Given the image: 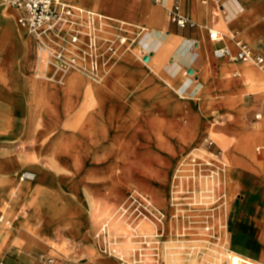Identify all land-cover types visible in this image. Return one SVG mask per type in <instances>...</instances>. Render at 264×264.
Segmentation results:
<instances>
[{
	"label": "rangeland",
	"instance_id": "1",
	"mask_svg": "<svg viewBox=\"0 0 264 264\" xmlns=\"http://www.w3.org/2000/svg\"><path fill=\"white\" fill-rule=\"evenodd\" d=\"M71 7L75 13V24L72 23L62 26L61 31H63L60 35H51L56 41H49L48 43L50 48L53 47L62 53L64 60L67 61L71 60L70 58H74L76 56L72 54L68 59H65L63 53L65 50L64 46L68 44V42H71L73 36L76 35L78 38L82 40L84 39V42H86V49L90 52V50H92L91 41L93 39H91V36L88 32L94 31L95 33V27L100 26L98 23L100 21H98L97 18H95L94 23L89 24L91 19L89 18L86 8L85 11H78L74 8V5H71ZM0 8H7V6L0 2ZM7 19L9 18L0 13V24H4ZM139 31L140 33L137 34L141 35L137 36L136 34L133 36L136 37V39H134V45L131 47H129L127 41V43L122 45L119 50L118 45L108 42V45H104V47L100 46L101 49L99 53H97V58H95V60L90 58L88 55L86 60L79 59L78 56L74 60H76L77 63L81 62L82 66H85V68L88 67V69L81 68L80 72L82 73V76L91 77L90 69H94L91 68L94 61L99 64V72L106 71V79L109 84L107 83L102 86L96 85L97 92L101 91L102 93L100 94V97L96 95L95 100L96 109L99 108V104L110 107V109H108L109 113L104 115L106 118L108 117L109 119H113L119 117V111L124 113L123 115H126L130 110L129 108L125 109L123 107L117 108V110L116 107L113 106L114 104L117 106L120 101V98L117 96V94H114L110 89L112 87L110 85L115 83V79L124 81L122 83L120 81L121 84H119L118 88L123 89L128 95L127 98L125 100H121V102L123 101L122 103L125 106L126 104L130 103L129 107L130 105H135L140 109L141 116L144 118L145 145L139 147V141L135 137L139 131L137 134V131L133 132V134L131 133L132 140L127 144L126 157H122L120 161L124 162L127 160L132 166H135L136 159H142L141 168H144V165L147 167L148 159L150 158L151 160L153 157L157 156V151L153 149V147L151 149V147L148 145L146 146L147 141L152 140L154 137L157 138L165 136L167 138V142L172 144L173 140L172 142L171 140L169 141L167 136H174L177 140V143L179 142L180 136L183 140L190 143V145L188 144L186 147L178 145L174 147V151H182L183 155L181 154L179 158H182L184 155L187 156V153H190V155L191 153L192 155L194 154L195 163L199 164L200 167L206 172L207 177H204L206 184L202 185L199 181H197V192L204 193L202 191L203 186H209L212 188L211 191L207 193L211 194L213 198L216 199L214 201V205L219 207L222 206L221 202L223 203V200H225V193L227 194L229 192V207L225 209L222 207L223 209L221 212L219 207L215 208L214 210L217 216L216 226L219 228V230L217 227L216 230L214 223L213 227H209L207 225L205 227V224L200 221L194 220L192 222H185L184 218H188V214L191 213L189 209V202L194 200L192 194L195 192L194 189L190 188L188 184L182 185L181 183V185H177L178 188L182 187L180 192H177L179 201L181 202V216L179 219H177L179 222H172L175 221V216L173 218H165L164 222L160 223L162 225V229L159 230V235H155L152 230L149 231L146 228L147 223H149L148 220L144 217V220L141 221L143 218L142 214L140 213L139 216H141L139 217L138 211L135 209L134 211L132 210L134 207L133 205L131 208H129V213L127 212L117 219L115 226L118 227V230L115 231L113 234L114 236L112 235L108 238V244H106V242H98L95 235V225L98 221L94 220L90 216V213H88V198L99 201L101 207L105 208V210L107 207L110 209L109 207L111 206H109V202L111 198H113L118 188L123 187H118L116 184L114 185V181L112 182V180L110 181L109 179L110 174L107 170V166H110L111 164H113V166L116 165V163L114 164L112 161V150H106L102 155L97 152V149H99L98 147L101 146L102 137L97 136L93 138L95 141H87L88 137L84 135L78 137L79 134H77V132L75 134V132L68 129L66 125L67 121L71 123V120L68 119V116L66 118L67 120L65 119V122L63 121L61 131L59 130L55 134L56 136L54 135L51 137L52 134L50 132H46L44 133V138L48 136L47 139L39 137L38 134V137L33 141L18 139L11 142L5 141L4 143H9V146L4 147V149H2L3 146L0 148L1 151L6 152V154L10 156L22 158V163L19 166L17 163H15V165L6 163V160L13 157H8L7 159L5 158L6 160L0 159V182H6V180L12 178L16 183L22 184L23 186H30L28 193L22 190L15 197L9 194L10 188H8V194L4 201V208L2 209V212H0V217L3 216L5 218L3 220L4 226L7 229H14L16 228L15 222L18 216L22 218L19 222L26 224L30 216L36 215L40 218V220H45V223L43 224L44 226L49 224L50 220H53L52 226L67 228L68 232L71 233L75 230L80 231V233L77 231L75 232V238L66 237L67 239H65V247H63V250L57 247V244L53 242L59 251H62L67 255L79 257L80 260L78 263L89 262L90 264H127L128 260H138V262H140L139 258L144 259V256H146L145 259L148 260L146 264H153L150 261L158 260V255L161 253L162 248L168 243L167 245L170 244V247H175L174 249L180 252V257L182 260L178 264H192V262L193 264H214L216 257L218 256V253L212 252V248H218L213 244V241L217 240L215 234H221V232L223 233V225L227 223L230 205L237 194H242L239 196L240 204L243 203L245 198L250 201H253L256 198L255 201L258 202V205H253L250 202L245 204V210L243 211L244 216L241 215L238 218L236 223L238 226H236V230L239 229L240 232L246 231V234L250 233V236H247L246 239L248 247H255V249L260 250V246L263 244L262 234L264 231V215H254V211H257L255 207H259L262 210L264 209V198L262 202L259 201L261 200L259 199L260 197H264V190L262 188H260V190L255 188L257 186V177L260 176V173L259 175L257 173H248V171L245 170L246 168L234 164L232 161V151L235 144L240 146L241 148L236 149L235 152L240 154L239 159L246 161L247 158L244 156H246L245 154L248 152L245 148L247 143L250 145H252V143L257 145L259 144L257 147L258 151H256V154L254 155L255 163L258 162V158H264V142L261 140L257 141V139H254V135L249 132V130L255 131L253 127V125L257 122L255 115H262L261 111L254 112L249 116L250 127L248 130L247 124L245 122V111L242 108L244 107L243 101L241 104L239 102L240 98L238 97L236 101H233V99H235L234 93H237V91L230 92L228 97L227 94L217 97H211L210 94H208V96L207 94L205 96L203 95V97L202 94H198L197 96L190 95V97L189 95H186L187 98L194 100H184L178 96L176 92L172 93L171 95L168 92V88L170 87L162 82L159 76L154 74L151 69H148L146 66H144V63H147L148 61L146 56H144V51L141 50V36L144 35V30ZM146 32L147 31H145V33ZM101 38L102 36H99L98 41H100ZM207 42L208 41H206V43ZM227 42L229 41L227 40ZM231 46V48H234L233 50L235 51L236 46L232 43ZM125 48L128 49L125 55V57L128 58L126 61L121 59V53L124 52ZM105 50L110 55L107 54ZM58 51H55V53H59ZM114 52L117 54L115 53L116 55H114ZM257 52L264 54V50ZM131 55L133 59L130 57ZM139 57H142L144 62H142ZM38 59L39 58L37 57V60ZM108 59L111 60L108 61ZM38 61L39 68H41L42 65L40 64V59ZM133 64L143 66L141 68H145L144 71H141L142 73L140 71L131 72L130 67ZM239 64L247 65L250 68L253 67L258 70L260 73L256 72V70L251 72L254 78L257 76H263L262 78H264V72L258 69L259 66L253 63L244 62H240ZM74 65H76V63H74ZM31 74L39 75L37 70H32ZM237 74L238 73L235 72L233 75L237 76ZM111 78L113 79V82ZM251 79V74H248L247 69L246 72H242L241 78L236 80L245 81L249 84L251 83ZM77 86L78 89L82 88L81 84ZM68 90V88L65 89V91ZM73 90H76V87H74ZM253 91L254 90H250L251 94L250 92L244 94L245 106L252 105L254 97V95H252ZM52 95L54 99L49 101V103H47L45 106L49 111L48 118L54 121V118L52 115L50 116V114H60L62 112L61 106L64 100L63 93L59 91L58 87L52 90ZM242 97L243 96H241V98ZM81 99L86 100V98H80V103L83 101ZM206 101L210 102L208 108L205 107ZM68 102L70 105L73 104V101ZM71 114L72 115L70 116L72 118L74 114ZM105 117H103V119L96 118L97 126H102V120H105ZM43 120L44 119H41L39 121V128L41 132H43L47 126ZM263 121L264 118L260 122ZM141 131L140 133H142ZM101 132L102 131H100V133ZM111 133L113 132L111 131ZM216 135H220V139H218ZM119 137L122 140L125 138V135L121 134ZM221 138H225L224 141H227L226 143L229 145L228 147L224 146ZM73 141H76L77 152L82 157V159L84 155H93L95 151L97 152L99 163L91 166L89 165L91 162H87V165L85 163L86 167L84 164H81L78 166V168L73 167L69 162L68 155L63 154L66 153L69 146L71 145V142ZM4 143L2 142L0 144ZM86 145L90 148V150L88 147H86ZM50 146L56 147L55 149H52L53 154L51 156L54 158L47 157L45 154V151L48 150ZM243 146L245 147L243 148ZM34 157L36 159H34ZM123 162L121 164H123ZM214 170H218L217 173L220 172L221 177L219 180V176L215 174V180L211 178L215 181L213 184V181L210 179V175ZM12 171H14V177L12 176ZM26 171H36L40 175V178H42L39 183V192L37 193L36 197L38 202H36L37 204L34 207L29 206L28 202L29 196L33 193V187H35V184L37 183L28 185V183L30 184L28 179L24 180L27 181V183L20 181V177L24 175V172ZM128 171V167H125L121 170H116L115 176H118V179L121 181L120 186H123L124 184L126 187L132 190L135 189L136 185L135 183L132 184L131 179L133 182L135 181L136 183L143 184L144 177H142L143 175L141 172L134 170L135 172L130 174ZM262 174L263 173H261V175ZM260 177L264 179V174ZM156 187L162 189V185H157ZM172 189V185H169V187H163L162 189L167 192V197H169L170 200L172 197L171 193H173ZM58 193L62 195L64 202H58V200L54 199ZM115 201L117 202V200ZM117 203H119V201ZM203 205V203H200V206ZM114 206L117 207V204H114ZM169 206L170 210H173V205ZM140 207L143 210L142 206ZM183 213L186 214V217L184 218H182ZM46 218H49L50 220H46ZM193 219L194 217H192V220ZM250 219L259 226V228L256 230L255 236L253 235L254 233L252 230V225L250 224ZM229 223H231V217L229 219ZM181 231H186V234L182 236L179 235L182 233ZM178 239L182 241L179 242ZM180 243L182 244L181 248ZM88 245H91V247H88ZM200 245L202 248L199 247ZM115 249H118L125 255L126 261H123L122 258L118 257L119 255L117 256ZM193 251H195V253ZM257 261L259 260H256V262ZM139 264L145 263L140 262Z\"/></svg>",
	"mask_w": 264,
	"mask_h": 264
},
{
	"label": "crops",
	"instance_id": "2",
	"mask_svg": "<svg viewBox=\"0 0 264 264\" xmlns=\"http://www.w3.org/2000/svg\"><path fill=\"white\" fill-rule=\"evenodd\" d=\"M64 1L70 5H74L76 1L82 2L80 4L84 8L95 13L99 18L98 21H103L102 38L99 41L102 47L110 42L118 45L120 50L127 41L131 47L136 39L133 36L140 33L139 30H144V35L141 36V50L148 59L144 66L151 69L162 82L170 87L168 92L171 95L176 92L184 100H194L187 98L186 95L190 97V95L202 94L203 97L210 94L211 97H217L227 94L228 97L230 92L237 91L234 93L233 101L243 96L244 107L242 108L245 111L248 130L249 116L261 111L262 115L260 114L259 119H256L257 115H255L257 120L253 125L255 131L249 130V132L254 135V139L262 141L264 125L261 126L259 123L264 118V84H262L264 81L258 76L249 84L245 81H237L236 79L241 78L242 72H246L250 67L228 59H217L214 51L221 47H229L236 52L241 46H246L255 53L264 50V0ZM176 8L179 15L188 21L185 27L172 21L171 13ZM0 13L9 18L4 24H0V143L17 139L33 141L38 135L34 133L32 136L28 130L29 124L32 123L33 118L35 119L36 111H38V97L47 91L52 92L56 87L64 93L68 87L69 76L63 70L54 73V70L46 64H41L42 67L39 68L36 38L32 33L25 32L18 24L19 12L7 7L0 8ZM211 29L219 31L223 40L217 43L211 42L208 36V31ZM230 42L236 46L235 51L231 48ZM125 49L120 56L126 61L128 58L125 55L128 49ZM116 52L113 54L116 55ZM130 57L132 58V55ZM139 59L144 62L142 57ZM141 67L143 66L133 64L130 71H144L145 68ZM32 70H37L38 74L50 75L47 77V82L36 74L32 75ZM235 72L238 73L237 76L233 75ZM256 72L260 73L258 70ZM254 88L252 105L245 106L244 94ZM209 103L205 102L206 108L209 107ZM122 104L119 102L117 106L115 104L113 106L117 109L122 107ZM47 129L46 126L43 132ZM7 146L9 143L0 144L2 149ZM45 154L47 157L50 156L47 152ZM8 157L13 156L0 150V159ZM10 159L6 160L7 164L17 163L19 166L22 163V158ZM256 163L263 164L264 158ZM245 170L248 173H254L250 168L246 167ZM14 171H12L13 177ZM257 178L255 188L264 190V179L260 176ZM10 187L0 182V212L4 208V201ZM23 190L28 193L29 188L26 186ZM241 195L237 194L229 209L226 224L227 233L230 234L229 248L246 259L261 260L264 256V244H261L260 250L255 247L249 248L246 239L250 233L236 230L238 218L241 215L244 216L245 204L250 202L258 205L256 198L253 201L245 198L240 204L239 196ZM263 198L260 197L259 201L262 202ZM230 217L231 223H229ZM21 219L20 216L17 217L14 229H7L3 222H0V264H45L44 258H53L54 264H78L79 257L67 255L59 251L57 247L63 250L66 237L75 238V232L80 233V231L75 230L71 233L64 227L51 230L53 220L47 218L50 223L44 226L45 220H40L36 215L30 216L26 224L20 223ZM250 224L255 236L259 226L251 219ZM53 242L57 244V247Z\"/></svg>",
	"mask_w": 264,
	"mask_h": 264
},
{
	"label": "bare ground",
	"instance_id": "3",
	"mask_svg": "<svg viewBox=\"0 0 264 264\" xmlns=\"http://www.w3.org/2000/svg\"><path fill=\"white\" fill-rule=\"evenodd\" d=\"M80 3H82V2L76 1L74 4V8L78 11H85V8ZM86 10L89 14V18L91 19V21L89 20L90 21L89 24L94 23L95 18H97V16L95 15V13L93 11H91L89 9H86ZM97 19H99V18H97ZM63 20L64 21L59 26V30H57L55 32H51V33L50 32H43L39 35L41 37L42 41L46 45H48L49 41H53V42L56 41L54 38H52L53 36H51V35H53V34L60 35L63 31V30L61 31L62 26L74 23V20H75L74 11L72 10V13L70 15L64 16ZM98 23L100 24V26L95 27V33H94V31L88 32L89 35L91 36V39H93L91 41L92 42L91 43L92 44V50H90V52L86 49V42H84V39L82 40V39L78 38V36H76V35L73 36V38L76 37L77 42L74 43L73 38H72L71 42H68V44H66L64 46L65 50L63 51V53H64L65 59H68L69 56L72 54L76 55L74 58H70L71 60H69V61L64 60L62 53H60L58 50H56L55 48L52 47L54 52L58 51L60 53V56H62L61 57L62 59L58 60L56 58H51L50 61L48 62V64H46V65L51 67L52 70H54V73H57L60 70H63V72L68 73L69 83H68L67 88L69 90L65 91L63 93V100L65 103L63 102V104L61 106L62 112L60 114H57V115L53 114V113L50 114V116L52 115V117L54 118V121H52L48 118L49 111H48V108L45 106L47 103H49V101H52V99H54L52 92L47 91L46 93L41 94L38 97V101H37V103H38L37 110L38 111H36L35 119L33 118L32 123L30 122L31 124H29L30 125L29 130H28L29 134H31L32 136L34 133L37 135L39 134V137H41V138L43 137V139H47L48 136L44 138V133L50 132L52 134L51 137H53L59 130L61 131L63 121L68 116L69 117L68 119L71 120V123L67 121L66 125H67L68 129L75 132V134L77 132V134H79L78 137H80L82 135L87 136L88 137L87 141L88 140L89 141H95L93 138H95L97 136L102 137V143H101V146L98 147L99 149H97V152H99L102 155L103 153H105L106 150H109V149L112 150V154H111L112 155L111 157L113 159L112 161L114 164L116 163V165L113 166V164H111L110 166H107V170L109 171V174H110L109 179H110V181L112 180V182L114 181V185L116 184V185H118V187H123V188H118L115 195L113 196V198H111V200L109 202L110 203L109 206H111V207H109L110 209H108V207H107V209L105 210V208L101 207L99 201H95L92 198H88V204H89V206H88L89 212L88 213H90V216L94 220L98 221L95 225V227H96V234L95 235H96V239L98 242H106V244H108V240H109L108 238L111 237L115 233V231L118 230V227L115 226L117 219L121 215H123L127 212L129 213V208H131V206H133V205H134V207L132 210L133 211H134V209L137 210L138 216L140 213L142 214L143 218L141 219V221L144 220V217H145V219L148 220L149 223H147L146 228L149 231L152 230L155 235L156 234L159 235V230L162 229V225L160 223H163L165 218L166 219L170 218V217L173 218L175 216L176 219H175V221H172V222H176V221L179 222V220H177V219H179V217L181 216V214H180L181 202L179 201V197H178L177 192H180V189L182 187L178 188L177 185L178 184L181 185V183H182V185L188 184L190 186V188L194 189V192H195L194 194H192L194 197V200L192 202H189V207H190L189 209H190L191 213L188 214V218H186V219L184 218V217H186V214L185 213L182 214V218H184L185 222L186 221L192 222L194 220L200 221V222H203L205 224V227H206V225L209 227H213V223H214L215 224L214 227L216 228L217 227L216 226L217 216H216V212L214 210H215V208H217L219 206L214 205L215 204L214 201L216 199L213 198V196L211 194L207 193V192H210L212 188H210L209 186H203L202 191L204 193H198L197 192V186H196L197 181H199L202 185L206 184V182H205L206 180L204 178V177H207L206 172L203 170V168L200 167L199 164L195 163L194 154L192 155V153H191V155H190V153L189 154L187 153V156L184 155L182 158H179L182 154V151H180V150L174 151V147H176L178 145L183 146V147H186L188 144L190 145V143L183 140L182 137L179 136V142L177 143V140L174 136H172V135L167 136L169 141L171 140V142H172V140H173V142H172L173 145H172L171 143L167 142V138L165 136L157 137V138L152 136L154 138L150 141H147L146 146L148 145L149 147H151V149L153 147V149H155L157 151L156 152L157 156L153 157L151 160H150V158L148 159L147 167H145V165H144V168H141L142 159H136L135 166H132L127 160L124 162L120 161L122 157L123 158H124V156L126 157L127 144L129 141L132 140L131 133L133 134V132L137 131L136 132V134H137L139 131V133L135 136L139 141V147L145 145L144 144V118L141 116L139 107H136L135 105H130V107H129L130 103L126 104V106L124 104H122L123 101L121 102V100H125L128 95L126 94V92L123 89L118 88L119 84L124 82L123 80L121 81L118 79H115V81H114L115 83L113 85H110V86H112L110 89L112 90V92L114 94H117V96L120 98L119 102L123 105L122 107L125 109H127V108L130 109L129 112L126 115H123L124 113L119 111V115H118L119 117L109 119L108 117L106 118L104 115L109 113L108 109H110V107L99 104V108L96 109V103H95L96 95H98L100 97V94L102 93L101 91L97 92L96 85L102 86V85H105L108 83V81L106 79L107 73H106V71H100L99 72V69H98L99 64L96 61H94L93 66L91 67L94 69L89 68L91 77L82 76V73L80 72V70H81V68H85V66H82L81 62L77 63V61L74 59L77 56L79 57V59H82V60H86L88 56L90 58H92L93 60H95V58H97V53H99V51L101 49V47H100L101 45H99L98 37L102 36L101 32H103V29H102L103 21H100ZM22 29L24 31H28L25 28H22ZM217 32H219V31H217ZM208 36H209V31H208ZM209 39H210V37H209ZM221 40H223V36H221L217 41H213L210 39V41L214 42V43L220 42ZM48 46H50V45H48ZM231 52L235 56L237 54L238 50L236 52H233L231 50ZM85 54H86V56H85ZM262 55L264 56V54H262ZM235 62H237V61H235ZM65 63H68V65L65 66ZM74 63H76V65H74ZM257 66H259V68L264 72V65L263 64L261 66L260 65H257ZM85 69H88V67ZM252 71H253L252 68L248 69V74H251V77H252L251 83L254 79V77L252 76V73H251ZM48 76L49 75H43V74L38 75V77L41 78L42 80H45V82H47ZM259 77H261V76H259ZM261 79H262V81H264V78L261 77ZM120 81H121V83H120ZM112 82H113V79H112ZM80 84H81V87L83 89L77 88L78 87L77 85H80ZM262 84H264V82ZM74 87H76V90H73ZM249 90H252V89H249ZM254 91H255V88H254ZM80 98H86L87 101L81 99L83 101H82V103H80L81 102L79 100ZM242 99L243 98L239 99V102L241 104H242ZM68 101H73V104L70 105V103ZM90 101H91V103H90ZM80 104H81V106H80ZM71 113L74 114L72 118L70 116V115H72ZM102 116L105 117L104 118L105 120H102V126H97L96 118L103 119ZM41 119H44L43 122L47 125V128L49 129V130L47 129V131L43 132V133H41L40 128H39V125H40L39 121ZM263 123H264V121L260 122V125L263 126L264 125ZM63 129H64V127H63ZM172 130H173V128H172ZM100 131H102V132L100 133ZM111 131L113 133H111ZM140 131L142 133H140ZM175 131H176V129H175ZM97 134H99V135H97ZM121 134L125 135V138H123L122 140L119 137ZM263 136H264V133H263ZM216 137L218 139H220L221 136L216 135ZM55 138H54V140H55ZM224 139L225 138H221V141L224 144V146L228 147L229 145L226 143L227 141H224ZM263 140H264V138L262 139V142H264ZM236 145L237 144H235L234 149L232 151L233 163L237 164V166H241L244 168H246V167L250 168V170L254 171V173H257L258 175L260 173V176H262L264 174V163L263 164L261 163V165H260L259 163H255V159H254V155L256 154L255 152L258 151L257 147L259 144L257 145V144L252 143V145H250L247 143L246 147L243 146V148L245 147L246 150L248 151L245 154L246 158H247L246 161L245 160L242 161L241 159H239L240 154L236 153L235 150L238 148H241V147L238 145L236 146ZM86 147H88V146L86 145ZM55 148L56 147H54V146H50V148L45 151V152H47V155H50L49 157H51V158L53 157V156H51L53 154L52 149H55ZM177 148H180V147H177ZM177 148H175V149H177ZM88 149L90 150L89 147H88ZM97 152L94 151L93 155H84V157L82 159V157L77 152L76 141H73V142H71V145L69 146L66 153H63V154L68 155L70 164L73 167L78 168V166H80L81 164H84V166H85V163H86V165H87V162H91L89 164L91 166H94L95 164L99 163ZM60 153H58V154H60ZM58 154H56V155H58ZM144 160H146V159H144ZM257 160L259 162L262 161V159H259V158ZM112 161H110V162H112ZM10 162H11V159H10ZM122 162H123V164H121ZM151 162H154V163H151ZM125 167H128V170H129L128 172H130V174L132 172L134 173L135 172L134 170H138L137 172H141L143 175L142 177H144L143 178V180H144L143 184L136 183L135 181L133 182L131 179L132 184L135 183V185H136L135 189L132 190V189L126 187V185H124V184H123V186H120L121 181L118 179V176H115V172L117 169L121 170ZM256 168H258V169H256ZM83 171H85V170H83ZM217 171L218 170L212 171V174L210 175V179L213 178L215 180L214 176L216 174L219 176V180H220L221 173L220 172L217 173ZM261 173H263V174L261 175ZM22 176L20 177V181H22ZM24 176L27 177L28 181H30V184L28 183V185H33V184L37 183V184H35V187H33V193L29 196V202H28L29 206L34 207L37 204L36 202H38L36 197H37V193L39 192V187H40L39 183L42 180V178H40V175L36 171L24 172ZM132 176H133V174H132ZM213 179H211V181H213V184H214L215 181ZM13 180L14 179L9 178L8 180H6V182H2V183H5L6 186H8V185L11 186L9 189V194L11 196L15 197L27 185L23 186L22 184L16 183ZM157 185H159V186L162 185V189H163V187H166V186L169 187V185L170 186L172 185V188H173L172 192L173 193H171L172 194L171 200L169 197H167L168 196L167 192L165 190L160 189L159 187L157 188L156 187ZM27 187L29 188L30 186H27ZM228 194H229V192L227 194L225 193V200H223V203L221 202L222 206L219 207L220 212L223 208L225 209V208L229 207L228 206L229 205ZM54 199L58 200V202H64V200L62 199V195L60 193H58ZM208 199H212V200H208ZM115 200H117V202L119 201V203H117ZM200 203H203L204 205L200 206ZM114 204H117V207L114 206ZM169 205H173V210L171 209L172 212L170 210ZM140 206H142L143 210L141 209ZM255 209H257V211H254V215H256V216H263L264 215V209L262 210L259 207H255ZM133 211H132V213H133ZM220 212H218V213H220ZM192 217H194L193 220H192ZM226 224L227 223H225L223 225V228H224V230H222L223 233L221 232V234H215V237L217 238V240L213 241V244L218 248H216V249L212 248V252L218 253V256L216 257V261L214 264H264V256L262 257L261 260L256 262L254 260L246 259V258L240 256L239 254H237L236 252H234L233 250H231L229 248L230 234L227 233ZM56 227H59V226H51V230H55ZM217 228H216V230H217ZM218 230H219V228H218ZM185 234H186V231L182 232L179 235L182 236ZM195 239H198V238H195ZM260 239H261V237H260ZM178 241L181 242L182 240L178 239ZM127 242H130V241H127ZM131 242H136V241H131ZM262 243L264 244V231L262 234ZM167 244L165 246L163 245L164 247L162 248L161 253L158 255V260H153V261L151 260L150 261L151 263H153V264L154 263H157V264H178L182 260L180 257V252L176 251V249H174L175 247L172 248L169 246L170 244L169 245H167ZM181 247H182V244L180 245V248ZM199 247L202 248L201 245ZM176 248H177V246H176ZM199 249H198V251H199ZM115 252L117 253V256L119 255L118 257L122 258L123 261H126L125 255L123 253H121L118 249H115ZM193 252L195 253V251H193ZM140 254H142V253H140ZM145 257L146 256H144V259L139 258L141 263H145V264L147 263L148 260H146ZM140 262H138V260H128L127 264H139ZM192 264H193V262H192Z\"/></svg>",
	"mask_w": 264,
	"mask_h": 264
},
{
	"label": "built area",
	"instance_id": "4",
	"mask_svg": "<svg viewBox=\"0 0 264 264\" xmlns=\"http://www.w3.org/2000/svg\"><path fill=\"white\" fill-rule=\"evenodd\" d=\"M7 7L19 12L18 24L32 33L37 42V55L40 64H48L51 58L61 60L60 53H55L52 48L46 45L39 36L43 32H55L59 30L60 24L64 21L66 15L72 13V7L64 0H0ZM173 23H177L181 27L188 25V21L181 17L178 8L171 13ZM209 37L213 41H217L221 36L215 29L209 30ZM73 42H77V38H73ZM193 45V44H192ZM214 56L218 59H229L237 62L253 63L256 65H264V56L261 53H254L250 48L241 46L240 50L234 56L229 47H221L214 51ZM38 59V60H39ZM72 63V62H71ZM66 63L65 66H67ZM260 115L256 116L259 119ZM27 177L22 176V181ZM4 218L0 217V222ZM45 264H54L53 258H44ZM78 264H90L82 262Z\"/></svg>",
	"mask_w": 264,
	"mask_h": 264
}]
</instances>
